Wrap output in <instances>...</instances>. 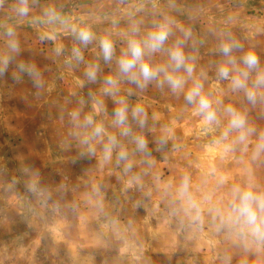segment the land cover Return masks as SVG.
Wrapping results in <instances>:
<instances>
[{"label":"rangeland","instance_id":"374dc122","mask_svg":"<svg viewBox=\"0 0 264 264\" xmlns=\"http://www.w3.org/2000/svg\"><path fill=\"white\" fill-rule=\"evenodd\" d=\"M18 7L19 0L0 3V60L12 57L0 75V264H224L225 257L228 264H264V247L249 244L246 250L238 237L217 230L218 220L209 213L228 204L233 185L243 187L251 179L254 191H264V156L252 159L257 137L247 147L227 149L237 133L220 139L228 106L264 131V101L251 105L243 91H234L230 80L217 75V66L227 59L218 51L225 33L243 46L232 54L238 63L253 51L264 70V0H28L26 17L18 15ZM49 7L72 25L89 28L94 41L84 47L59 23H34ZM161 24L171 30L165 49L191 32L183 51L194 57L188 61L194 65L193 79L212 100L218 126L206 125L183 92L156 81L141 90L120 75L118 60L128 41L146 38ZM133 25L138 33L131 31ZM9 27L18 53L7 46ZM103 37L114 45L110 62L100 50ZM74 47L83 60L73 58ZM144 59L173 70L167 51ZM21 63L35 66L42 87H34ZM90 66L97 70L95 82L85 76ZM178 74L187 76L182 69ZM107 76L118 80L114 95L102 90ZM191 84L189 79L185 91ZM121 98L129 106L133 133L147 141V154L113 123ZM137 106L147 114L144 128L131 118ZM77 110L79 125L70 115ZM86 116L104 127L103 143L109 134L117 137L110 161L104 160L101 140L91 138L92 128L80 126ZM162 136L163 146L157 143ZM85 138L94 155L82 143ZM121 150L128 160L117 164ZM127 163L132 167L126 171ZM185 176L203 209L200 224H190L177 196ZM28 185L44 191H30ZM209 195L211 200L204 199Z\"/></svg>","mask_w":264,"mask_h":264},{"label":"clouds","instance_id":"9594fccd","mask_svg":"<svg viewBox=\"0 0 264 264\" xmlns=\"http://www.w3.org/2000/svg\"><path fill=\"white\" fill-rule=\"evenodd\" d=\"M3 0H0L2 3ZM20 17H26L29 14L28 0H19V7L16 9ZM34 23L56 24L59 23L67 29L65 35H69L80 42L84 47L91 44L96 38L94 33L86 27H77L72 25L68 19L64 18L55 8L49 7L45 9L43 18H35ZM133 33H138L139 28L135 25L131 28ZM6 36L9 38L7 46L12 53L19 52V44L15 39V30L12 27L7 28ZM171 35V30L166 24L158 25L155 31L149 32L147 37L138 40L130 39L128 41L127 51L118 60V70L122 77L126 78L130 83L136 85L139 89H144L152 81H156L159 87L165 84L173 93H184V99L188 104L196 106V112L202 116L206 125L218 126L220 120L217 116V110L213 107L212 100L204 93L203 84L199 80L193 79L194 65L188 61L194 57H186L183 51V45L191 36L190 31L184 32V40H178L176 46L165 49L164 45ZM227 39L221 41L218 51L225 57L226 62L217 66V75L220 79L230 80L234 91H243L247 101L255 106L258 102L264 101V95L260 94V90L264 89V70L261 69L260 59L253 51H247L237 58L233 56V52L242 49V45L233 40L226 33ZM100 50L105 62H110L114 56V45L110 38L103 37L99 40ZM61 50L57 49V53ZM167 51L170 59L172 71L169 72L167 67H154L145 61L146 55L156 52ZM72 56L75 60H83L80 48L72 49ZM12 57L0 60V75H4L8 69ZM243 67H240V65ZM21 72L27 73L32 79L36 88L42 87V80L39 71L35 66H26L23 63L18 65ZM183 70L187 76L179 75ZM255 78L252 79V74ZM163 74V79H159ZM85 76L89 82L97 80V70L90 66L85 72ZM189 79L192 84L185 91V86ZM251 80V84L249 81ZM105 87L102 89L105 94L114 95L118 91V80L112 76L104 79ZM131 94V93H130ZM91 95V94H90ZM83 103V101H81ZM120 107L114 110V125L121 129L120 134L129 137L136 146V150L148 153V145L146 139L141 135H135L129 126V106L126 101L121 98L117 101ZM219 103V101H217ZM228 116V123L221 135V140H228L231 133L236 132L237 135L231 145H226V149L235 144H241L247 147L251 143L250 138L256 136V142L252 152V159L258 160L264 156V131H257L255 127L250 126L247 116L232 106L225 109ZM72 120L78 125L80 124V111L70 113ZM132 120L140 127L144 128L147 123V114L140 107L131 109ZM85 128L91 127V138L99 139L103 143L105 129L101 124L96 123L91 116L84 117L82 125ZM90 138H85L82 143L89 144ZM166 137H160L157 143L163 146L166 143ZM117 137L108 135L107 143H103L104 160L110 161L114 149L118 146ZM88 153L95 154V149L89 144ZM128 160V153L121 150L117 153L116 162ZM131 163L126 164L125 170L131 169ZM225 182V178L221 177L220 184ZM189 178L183 177L177 189L178 198L184 202L186 207L184 211L190 217V224H200L202 221L201 203L193 196L189 190ZM29 190L33 192L43 193V189H37L33 185H28ZM255 185L249 179L245 186L233 185L231 188V197L226 206H213L209 209V213L214 220H218L217 230L225 229L229 236L235 235L243 243L247 250L249 244H255L257 248L264 247V191H254ZM211 196L204 199L211 200ZM51 199V197H48ZM46 203V201H43ZM230 258H224V264H228Z\"/></svg>","mask_w":264,"mask_h":264}]
</instances>
